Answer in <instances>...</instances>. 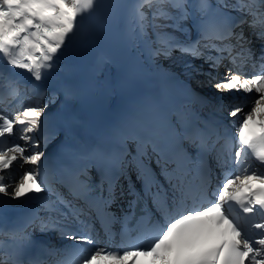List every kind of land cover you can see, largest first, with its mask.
Returning a JSON list of instances; mask_svg holds the SVG:
<instances>
[{
    "label": "snow or ice",
    "instance_id": "1",
    "mask_svg": "<svg viewBox=\"0 0 264 264\" xmlns=\"http://www.w3.org/2000/svg\"><path fill=\"white\" fill-rule=\"evenodd\" d=\"M101 6L99 0H0V60L42 83L58 69L84 15ZM133 19L139 37L156 45L150 49L153 57L179 51L208 65L217 92L251 95L247 112L241 101L227 113L235 143L221 121L187 110L180 113L179 133L171 125L144 121L142 131L128 137L134 147L117 158L132 197L117 218L108 209L117 198L119 177L108 179L105 189L90 183L86 167L47 166L45 149L54 130L47 115L52 101L44 102L43 90L11 116L0 110V264H48L49 257L52 264H264V0H136ZM185 21H191L194 39L182 27ZM225 61L230 66L224 75L212 77ZM0 78L17 83L2 67ZM65 94L74 90L66 87ZM209 155L220 170L214 188ZM16 169L24 171L17 176ZM46 193L50 198L38 211L12 219L10 205ZM137 211L136 225L129 228ZM93 212L110 236L119 219L118 247L96 245ZM69 215L79 229L66 223ZM37 229L44 236L55 234L61 244L43 243L40 253L25 260L36 245Z\"/></svg>",
    "mask_w": 264,
    "mask_h": 264
},
{
    "label": "bare ground",
    "instance_id": "2",
    "mask_svg": "<svg viewBox=\"0 0 264 264\" xmlns=\"http://www.w3.org/2000/svg\"><path fill=\"white\" fill-rule=\"evenodd\" d=\"M116 1L117 5L114 8V11L117 13V15L115 16L116 23L112 19L105 20L96 17V24L93 29L83 28L85 24L88 23L89 18L88 16H86L84 19V24L83 26H81L80 32L77 33V40L69 44L68 47L64 49L62 54L65 57L69 56L70 59H74L79 62L80 69L77 79L81 80L82 77L86 75L87 78L85 80L89 81V83L93 85L91 89L97 92V97L100 99V102L97 104L92 102L90 105V109L92 110L94 116L93 128L95 129L98 126L104 132H109V130L111 129L110 124L105 118V110L109 111L110 109L115 108L119 101L122 99H125V103H128L129 106L133 107L138 112V114L135 115V120H141L143 115H146L148 117L150 113L153 116L157 117L161 114V102H165L166 98L162 96L159 100L158 91L163 90V85L161 83L154 84L153 82H151L150 77L152 75L157 74L169 79H179L181 81L190 83L191 85L194 84L192 80L185 79L184 71L172 72L170 69H166L164 66H162V64L159 63L160 58L153 57L150 52V49L155 47V44H150L148 40L141 39L138 33L134 31L135 21L133 19V6L135 5L136 0H115V2ZM190 23L191 21H185L184 23L186 32H188V25ZM83 33H87L88 35L85 39L81 40V34ZM188 35L194 39L196 34L193 31L188 32ZM149 36H151L150 31ZM256 47L258 48L259 44H256ZM103 56L109 57L111 60H107L104 63V65L100 69L99 74L97 75V66L99 65V61ZM201 61L202 60H200V62ZM188 65L192 70L208 69V66H206V68H203V65L197 64V61H190ZM170 68L172 67L170 66ZM247 70L249 72L251 71L250 65L247 67ZM212 77H217L215 71H213ZM146 84L148 85V90L146 95L143 97L144 101H137L136 97L133 98L132 91H134L139 97L141 96V93L134 87L139 85L144 86ZM154 87L158 89L155 92H153ZM202 87L206 89V92L204 94L210 101L209 105L205 109H214V106H220L221 104L224 106L227 105L230 108L236 105V102L232 99L231 95H235L236 97L237 95L245 96L243 93H231L230 96L228 94H221L215 89L213 91V87L209 85H204ZM214 94L218 96V100H215ZM88 95L89 93H87L84 98L87 99ZM23 97L24 99L27 98L25 96ZM247 97H250V99L252 98L251 95H248ZM88 100L90 101L91 98H88ZM2 106L3 104H0V108H2ZM23 106L25 105L20 101L19 103L15 104V106H13L12 110H17L19 109V107ZM249 106H251V104H249ZM151 108L152 111L149 110ZM129 113L132 114L130 111ZM222 113L228 120V124L227 126H225L227 132H229L230 129L235 131L231 124L232 119L227 116L226 112ZM210 115L211 114H208L207 116L210 117ZM123 117L125 118V116ZM132 119L133 117L129 115L126 121L130 122ZM256 127H258V125ZM139 130L140 132L142 131L141 128ZM233 133V143H235V132ZM133 147L134 143H131L130 148L132 149ZM130 158L131 157L129 156L128 159ZM156 171L158 172L159 169H157ZM215 175L220 177V170L215 169ZM132 178L133 181L136 182L137 188H139L140 185L138 181H135L134 173ZM126 186L127 184L125 183V180L119 182L117 187V195L121 192V190L124 191V188H126ZM215 186L216 184H214V187ZM63 192L66 195V192ZM48 198H50V194L46 193L38 197H33L29 200L14 202L13 205H10V208L13 210L12 219L20 216L22 210L27 207L40 209L39 206L41 201ZM130 199L131 198L129 197L127 198L126 205L124 206L123 210H118V218H120L122 214L126 212L124 211L125 209L128 210L127 203ZM80 206L83 205L80 204ZM81 219H84V217H81ZM92 222L94 224L96 233V220L94 217ZM66 223H68L69 226L73 228V230L80 228L77 227V225L73 226L74 223H78L73 219L71 215L67 217ZM95 233L94 236L97 246L110 247L109 244L111 242L108 240V236L102 237L101 240L97 242L98 234ZM48 238L51 239L54 245L60 246L61 241L57 239L55 234L48 236ZM4 239L7 238L5 237ZM64 243L71 242L66 241ZM81 246L84 247L86 245Z\"/></svg>",
    "mask_w": 264,
    "mask_h": 264
},
{
    "label": "rangeland",
    "instance_id": "3",
    "mask_svg": "<svg viewBox=\"0 0 264 264\" xmlns=\"http://www.w3.org/2000/svg\"><path fill=\"white\" fill-rule=\"evenodd\" d=\"M161 23H172L171 21H167V22H164V21H162ZM184 23L185 22H183V24H182V27H184ZM167 31H169V32H171V31H173V29H171V28H169V29H166ZM149 31H150V33H151V29H149ZM186 32V31H185ZM176 36H179L181 39H185V36L184 35H182L180 32H175L174 33ZM155 47H156V45H155ZM160 58V61H159V63L160 64H162V66H164L166 69H170L172 72H178V71H184V76H185V79H190V80H192L193 81V85H198V86H204V85H209V86H211L212 87V84L213 83H215V80H213V79H211V78H209L210 80L208 81V83H207V81L205 80V78L203 79H201V77H200V75L202 74L201 73V70L200 69H195V70H192V69H190V67H189V65H188V63L190 62V61H197V64H201V65H203V68H206V66H208V65H205L204 66V64L203 63H201L200 62V60H196V59H194L193 57H191V56H188V55H184V54H182L181 52H179V51H174L172 54H171V56L170 57H168V58H165V57H163V56H161V57H159ZM170 66L172 67V68H170ZM223 70L225 71L226 69H222V68H220V69H218V70H215V72H218L219 74H217V75H219V77H222L223 75H224V73L225 72H223ZM209 82H213L212 84L211 83H209ZM205 90V89H204ZM213 91H214V88H213ZM215 96V100H218L219 98H217L218 96L216 95V94H214ZM229 96H230V94H228ZM231 97H232V99L236 102V104H238V103H240L241 101H243L247 106L245 107V112H247L248 110H249V108L251 107V106H249V101L252 99H250V97L248 98L247 96H238L237 95V97L235 96V95H231ZM243 99V100H242ZM32 100V99H31ZM213 100V99H212ZM21 101V103L22 104H24L25 106L30 102L29 100H27L26 98L24 99V97H22L21 95H17L16 97H14L13 99H11V104L10 103H7V105L6 104H4L3 106H2V108H0V110H3L6 114H8L9 116H11L13 113H15V112H17V111H19L20 109H22L23 107H19V109H17V110H12L13 109V106H15V104H17V103H19ZM33 101V100H32ZM48 101V99L47 98H44V102H47ZM214 101V100H213ZM215 102H217V101H215ZM22 106V105H21ZM12 107V108H11ZM232 107H230V109H231ZM229 109V110H230ZM7 110V111H6ZM228 110V111H229ZM228 111L226 112V113H228ZM231 119H233V118H231ZM231 124H232V122H231ZM29 167H31L30 165H25L24 166V169H27V168H29ZM24 169H16V171H15V175H17V176H19V175H21L22 173H23V171H24ZM217 181H219V178L217 177H215L214 178V182L216 183ZM14 204V203H13ZM12 204V205H13ZM40 207V206H39ZM77 225V224H76ZM73 226H75V224L73 225ZM79 226H80V224H79ZM36 232H37V230H35Z\"/></svg>",
    "mask_w": 264,
    "mask_h": 264
}]
</instances>
